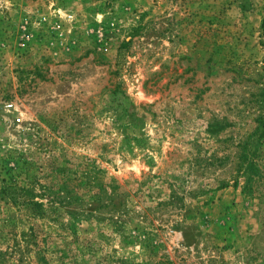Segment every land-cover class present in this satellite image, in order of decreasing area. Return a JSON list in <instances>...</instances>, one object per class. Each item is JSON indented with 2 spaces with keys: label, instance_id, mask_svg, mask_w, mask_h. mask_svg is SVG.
Listing matches in <instances>:
<instances>
[{
  "label": "rangeland",
  "instance_id": "rangeland-1",
  "mask_svg": "<svg viewBox=\"0 0 264 264\" xmlns=\"http://www.w3.org/2000/svg\"><path fill=\"white\" fill-rule=\"evenodd\" d=\"M264 0H0V264H264Z\"/></svg>",
  "mask_w": 264,
  "mask_h": 264
},
{
  "label": "trees",
  "instance_id": "trees-1",
  "mask_svg": "<svg viewBox=\"0 0 264 264\" xmlns=\"http://www.w3.org/2000/svg\"><path fill=\"white\" fill-rule=\"evenodd\" d=\"M262 26H264V25H262ZM261 125L264 126V120H261ZM260 135H261L262 137H264V129L261 130Z\"/></svg>",
  "mask_w": 264,
  "mask_h": 264
}]
</instances>
